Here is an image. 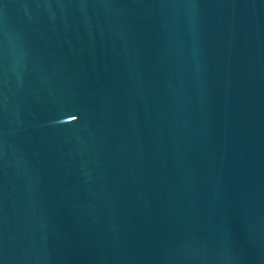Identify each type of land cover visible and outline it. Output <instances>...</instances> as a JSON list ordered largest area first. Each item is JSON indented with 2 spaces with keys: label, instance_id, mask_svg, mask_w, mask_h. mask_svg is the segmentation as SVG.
Here are the masks:
<instances>
[{
  "label": "water",
  "instance_id": "obj_1",
  "mask_svg": "<svg viewBox=\"0 0 264 264\" xmlns=\"http://www.w3.org/2000/svg\"><path fill=\"white\" fill-rule=\"evenodd\" d=\"M0 264H264V0H0Z\"/></svg>",
  "mask_w": 264,
  "mask_h": 264
}]
</instances>
